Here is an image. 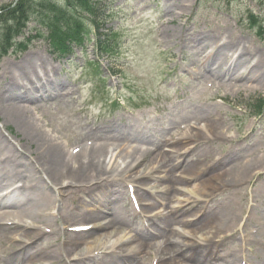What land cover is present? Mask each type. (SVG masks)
Wrapping results in <instances>:
<instances>
[{
    "label": "rangeland",
    "instance_id": "obj_1",
    "mask_svg": "<svg viewBox=\"0 0 264 264\" xmlns=\"http://www.w3.org/2000/svg\"><path fill=\"white\" fill-rule=\"evenodd\" d=\"M17 1L0 0V9L3 10L0 18H4L3 13L8 8L12 9ZM32 1L35 6L29 11V19L25 23L22 35L15 39V44L12 45V49L7 50V55L0 57V76L5 73L4 80L18 77L15 67L27 58L38 57L46 61L51 68H46L47 71L51 70L49 73L51 80L62 82L59 89L60 97L49 102L41 100L44 97L47 98L46 93L42 98L32 100L30 104L33 105L29 106L31 107L29 110L37 119L36 123L55 139L53 141L65 147L66 152L91 142L98 143V139L104 141L107 138V136L104 137L105 132H108L104 129L106 125L119 129L122 123L128 122L129 126L135 123V127L132 128L135 131L144 128L141 123L143 120L151 129L152 138L149 137V139L163 146L167 143L168 137L160 126L163 122H172L173 117L177 119L180 128L187 127L191 122L195 128L204 129L209 133L208 125L216 124L223 130L221 134L224 132V135L220 134L221 138L218 137V140L209 142L211 151L207 158L196 156L192 158L195 168L188 169V176L198 169L205 168L209 172L207 176L221 180L222 172H230L231 168L230 164L223 163L221 158L239 152L240 147L244 149V156L233 161L236 168L247 169L253 160L258 163L257 168L249 171L239 186H226L219 191L208 187L207 184L210 182L208 179L203 186H198V182L194 185V182L190 181L188 182L190 185L186 184L184 189L177 181L175 185L179 186L176 194L178 200L173 199L169 208L164 203L169 197L167 194L153 197L156 193H164V185H162V189L155 188L149 201L150 206L142 210L140 207L138 211H134L127 198L125 181L113 179L115 185L118 183L114 192H121V210H106L97 217L100 219L101 226L107 224L110 228L102 232L104 230L99 231L91 226L92 229L85 233H91L93 238L81 243V246L73 250L74 252L68 257L63 254V244L67 236L72 234L70 232L72 226L90 222L89 220L72 221L63 225L60 219L54 221V216L59 218L61 205L59 199L46 216L51 225L45 230L49 232L53 230L55 233L50 235L46 231L48 238H44L32 248L51 246L52 252H56L60 259L49 257L46 261L35 264H73L76 261H79L78 264H90L80 259L97 256L100 253L99 256H103V253L109 254L118 249L122 250V254L138 256L145 261V264H150L154 258L153 255L163 251V253H169L168 258L172 262L175 254L168 251L169 244H159L160 249H156V235L145 233L143 224L154 226L157 224L158 227H156L157 230H153L154 233L167 231L169 243L175 241L205 247L203 244L212 241L214 249L212 258L215 264H255V257L260 256V248L264 247V234L259 224L255 222L257 218L264 216V112L254 115L255 105L259 100L264 101V73L254 68L249 77L257 81L250 84L247 82L243 86L234 85V82L229 79L231 76L234 78L237 76V70L247 66L257 67L264 63V0H102L109 9L103 33L118 34L116 41L118 55L112 56L115 59L111 63L108 60L100 61V69H102L98 70L95 76L94 71L90 73L85 71L88 67L87 63L96 59L94 42L86 41L81 46L71 44L70 55H59L48 41L51 24L46 25L48 18L52 20L55 15L40 5L42 0ZM52 1L58 6L62 5L60 0ZM249 14L255 20H250ZM250 23H254L253 28ZM57 26L61 31L63 30L62 21L59 20ZM3 29L4 25L0 22V40L5 36ZM168 30L176 31L177 38L176 35L171 37L167 34L170 32ZM91 37L93 33L88 36V39L91 40ZM200 42H204L203 48L188 49L195 43L199 46ZM214 43L218 45L225 43L220 47L219 52L233 46V56L237 57H241L238 53L244 49L242 56L246 60L233 72L226 69L231 61L227 56L223 57L227 63L220 60L222 64H226L224 69L220 70L221 72L218 71L217 66L209 65L210 77H215L216 81L211 79L212 82H209L210 78L208 80L190 78L187 72L207 69L213 57L203 53H206V50ZM1 46L2 43H0V49ZM109 71L111 76L107 73ZM48 79L46 75V81ZM258 79L262 81L259 82ZM2 85L4 86V83L0 78V88H3ZM11 96V99H4V94L0 93L2 107L25 105L24 101L19 99L18 93ZM116 99L125 102L122 103L125 105L123 110L113 111L111 102ZM128 99L132 101L127 102ZM35 105L41 106V109L34 108ZM206 111L207 115H205ZM9 112L11 113L12 109ZM133 117L137 122L130 120ZM178 126H176L177 129ZM174 127L172 125L170 130L174 131ZM99 129L104 130L103 135L100 133L99 136L92 137L84 134L87 132L93 134L100 131ZM0 130L4 137L13 143L23 137L22 130L15 123L10 122L8 126H3L1 115ZM187 130L182 131L187 132ZM187 135L192 140L187 143L188 145L185 144L186 146L192 149L204 147L207 151L206 139L193 143L194 133L191 134L189 131ZM76 150L81 151V149ZM131 150H134L131 144L124 141L122 149L117 150L116 154L120 153L122 156ZM0 156L5 166L6 155L2 153ZM109 159L110 155L106 161L108 162ZM181 167L180 164L177 170H174L178 175ZM133 169L132 171L136 172L138 168ZM31 173L22 172L28 181L32 180ZM235 176L237 175L231 178L236 179ZM48 184L51 186L50 183ZM46 187L49 199H56L54 191H51L49 186ZM205 189L207 193L212 194L205 196ZM78 196L80 200L81 195ZM8 204L13 207L11 202ZM223 204H229L234 211L227 216L230 222L219 238L212 230V225L210 233L208 230L201 232L194 228V224L199 220L196 215L204 216L209 211L219 210ZM87 205L94 206L90 200L89 204H84V208H80L81 214L86 211ZM75 206L73 200L68 199L65 203L66 209H76ZM190 206H193L192 210ZM157 208L165 210V215H156ZM199 208L201 212L198 213ZM178 219H183V222H187L188 225L182 227L179 222H174ZM262 224L264 225V219ZM23 227L28 229L30 227L29 231H35L43 226L34 223ZM8 228L13 229L12 226ZM102 233H109V235L99 236ZM134 236H138L142 244H150L148 250L141 247L142 244L133 243ZM221 237L224 239H220ZM157 238L159 241L163 237L158 235ZM21 239L25 240L14 233L0 239V264H7L2 259L5 260L8 255L21 250L22 246L18 243ZM89 246L94 249L89 251ZM30 261L33 260L30 259Z\"/></svg>",
    "mask_w": 264,
    "mask_h": 264
},
{
    "label": "bare ground",
    "instance_id": "obj_2",
    "mask_svg": "<svg viewBox=\"0 0 264 264\" xmlns=\"http://www.w3.org/2000/svg\"><path fill=\"white\" fill-rule=\"evenodd\" d=\"M168 31L170 32L167 34H170L171 37L176 35L177 38L176 31ZM203 46L204 42H200L199 46L198 43H195L192 47H188V49L197 50L198 47L203 48ZM238 51L239 49L237 52ZM218 52L219 51H217V53ZM224 56H227L228 59L231 60L227 66L229 67L228 70H231L232 72L236 70L237 66L246 60L244 57L241 60L238 58L234 59L233 50L231 47H228L227 50L220 51L217 54L216 59H212L209 65L213 64L214 66H217L218 71H222L226 64H222L220 60H222L223 63H227V60H223ZM22 62V64L15 67V69H17V75H19L18 77L4 80L6 74L3 73L0 76L1 81L4 83V86L2 85L3 88H0V93L4 94V99H11V94L18 93L20 100L27 102L26 104L28 105H33L29 103L36 98H42L46 93L47 98L44 97L41 100L49 102L60 97L59 89L61 88L62 82L59 83L51 80L49 76L51 70L47 71V69L51 68L46 64L44 59L33 57L32 59L27 58V60ZM254 68L260 69L259 71L264 73V63L257 67L253 66L252 70ZM9 69L14 70L13 68ZM46 75L49 77L47 81ZM233 78L234 76H231L229 80L236 82L241 79H239L238 76L234 79ZM256 81L257 80L254 81L250 76L244 81V83L249 82L250 84L252 82L255 83ZM258 81L261 82L262 80L258 79ZM23 89L25 91H23ZM50 92L52 93L50 94ZM35 107L38 108L40 106L36 105ZM30 108L31 107L27 105H22L21 107L10 105L4 108L2 107V104H0L2 125L8 126L10 122H12L15 123L23 132V137H17L18 141L13 143L4 137L3 132L0 130V155L4 153L7 160L5 166L0 160V182H4L7 186L10 185L11 182L13 183V186L17 184L16 182H18L21 183L19 186L24 188L23 190H15L16 194L13 192L10 195L12 196L11 205L13 207L6 205L3 200H0V239L2 240L4 236L11 233H14V235L18 234L21 238H25V240L21 239L18 242L22 246L20 251L13 253L12 255H8L5 260L2 259V261L7 264H35L46 261V258L49 257H58V259H60L56 252H52L51 246L44 248L40 247V249L32 248L44 238H48L46 236L47 234L45 232V228L50 227L49 225H51V222L46 216L48 212L55 207L57 198L60 199L61 205L58 213L59 218L54 216V221L60 219L63 225H67L72 221L89 220L90 223L95 224V222L100 220L97 219V217H99L104 211L115 209L121 210V192H114V188L118 186V183L116 182L117 184L115 185V181H112L113 179L126 178L129 179L128 182L130 184L134 183L147 185V183H142L140 181L138 177L140 174L139 171L135 173L132 172L136 162L139 160L144 161L143 154H140L135 150H131L129 153H125L122 156L120 153L118 155L115 154L117 150L122 149V147H120L122 146L120 138L130 137L136 140L139 139V134L132 130L130 126L120 125L119 129H115L114 127H109L107 129L108 133L104 135V137L107 136V138H105L104 141H111L112 143L117 142L116 144L110 145L109 143H103L100 146H95L93 148L86 147V149L78 152H69L68 150L66 152L65 147L56 141H53L55 139L49 136V133L44 131L36 123L37 119L32 115V112L29 110ZM10 109H12L11 113L9 112ZM205 115H207V111ZM103 132L104 130H100L93 134H88V132L84 134L93 137L99 136L98 134H102ZM190 133H194L193 143L195 141L206 139L207 151H205L204 147L201 149L195 147L190 151L187 157H184L182 160L184 164L182 165V170L187 173L188 169L192 170L195 168L192 158L195 156L207 158L206 156L211 151V145L209 142H214L221 138V129L216 124L214 126L211 125L209 133L201 128L191 129ZM32 147L34 148L32 149ZM184 148L186 153L189 152L190 147L180 143H175L172 147V153L174 155H178ZM243 152L244 149L240 147L239 152H234L233 154L227 155L223 158V163H229L231 168L230 172H222L221 180L216 178L212 179L210 178L211 176H208L207 178L205 177L206 179L199 178L197 180L198 186H203L207 179L212 182L207 184L208 187H212L216 191H219L226 186H239L249 171H253L258 165L257 162H250L247 169H242L243 167L236 168L233 161L241 156H244ZM109 155L110 159L107 162L106 159ZM164 158L165 156L160 155L155 157L153 164H159ZM182 158L183 156L181 155L178 159H176V161L171 160L169 164L165 163L162 166L164 170L163 181L170 189L169 197L165 199L167 206H169L171 201L176 198L175 194L177 191L175 183L178 181L180 185L184 184V180L180 177H178V179L173 173V170L180 165V160ZM32 171L35 173L32 174ZM22 172H28L33 175L32 180L29 181L28 185L23 184L25 181L24 177H18L16 175L19 173L21 174ZM194 173H197L198 176H206L197 170ZM14 174L15 176H13ZM233 175H237L235 176L236 179H234V177L231 178ZM21 176H23V174H21ZM107 180L109 181L107 182ZM48 183H50L51 186ZM46 186H49V189L54 191L56 199H49L48 188ZM76 187H78V189H75ZM81 188L92 194L90 195V200L94 206L90 207L87 205L85 206V213L74 215L71 208L66 209L65 203L69 198H75ZM98 188L100 190L104 189V191H99ZM211 194L212 193L209 192L207 193V196ZM71 195L72 197H70ZM139 199L143 201L145 200V197L140 194ZM90 200H88L85 204H89ZM47 207L48 209L46 210ZM233 211V208L229 204H223L219 210L209 211L205 213L204 216L200 214L198 217L199 220L194 224V228L200 230L201 232H206L208 230V233H210L212 225V230H214L216 235L219 237L225 232V227L230 222L227 219V216L233 214ZM199 212H201L200 208L198 210V213ZM262 219H264V216L257 218L255 222L259 224L262 233L264 234ZM174 222H179L182 227L188 225L187 222H183V219L174 220ZM7 223H11V225L14 226L13 229L8 228V226H6ZM34 223L40 224L43 227L35 229V231H29L30 227L29 229L23 227L26 225H33ZM107 228H110V226L104 225L102 229L98 230L100 231ZM102 232H105V230ZM54 233L55 231L52 230L49 234L53 235ZM103 234L104 236L109 235V233H102L99 236H102ZM90 238H93L91 233L83 234V232H80L69 234L63 244V254L68 257L81 246V243ZM221 238L224 239L223 237ZM133 241V243H138L139 245L142 244V241L138 238V236H134ZM203 245L205 247H197L195 244L189 245L183 243H170L168 251L175 254V257L172 259L173 261L171 262L169 260V253L167 254L161 252V256L157 259V264H215V260L212 258L214 252L212 241ZM142 246L145 249L148 248L146 243H143L141 247ZM92 249H94V247L89 246L88 250L91 251ZM259 252H261V254L260 256L255 257V264H264V247H261ZM30 259L33 261H30ZM80 261H87L90 262V264H144L142 259L136 255H129L128 253L122 254L121 249H118L117 251L115 250L114 252L102 257H95L92 260L90 257L85 259L81 258ZM78 262L79 261H76L73 264H78Z\"/></svg>",
    "mask_w": 264,
    "mask_h": 264
},
{
    "label": "trees",
    "instance_id": "obj_3",
    "mask_svg": "<svg viewBox=\"0 0 264 264\" xmlns=\"http://www.w3.org/2000/svg\"><path fill=\"white\" fill-rule=\"evenodd\" d=\"M62 5L58 6L52 0H42L40 5L46 7V11H51L55 17L49 20L47 24H51L49 27L48 39L51 41L52 45L60 46L61 51L64 50L63 38H76L80 40V33L84 29L83 26L79 25L81 19L87 18L91 25L96 31H98L103 26V21H105L103 14H101L100 5L98 1L93 0H60ZM34 2L32 0H18L12 9H9L3 13L4 18H0L5 25V36L4 43L2 46V53L5 54L7 49L13 44L14 38L22 34V30L25 28V23L29 19V11L33 10ZM102 8V7H101ZM80 14L74 15L73 13ZM0 12H3L0 9ZM82 15L84 17H82ZM80 17V18H76ZM78 21H76V20ZM63 22V30L58 28V21ZM11 23L10 25H8ZM14 23V24H12ZM99 45L106 46V43H111L106 36L103 37L99 34ZM106 49V47L104 48Z\"/></svg>",
    "mask_w": 264,
    "mask_h": 264
}]
</instances>
